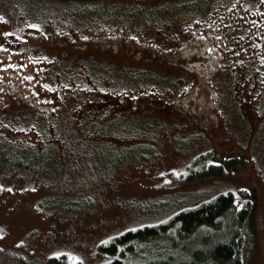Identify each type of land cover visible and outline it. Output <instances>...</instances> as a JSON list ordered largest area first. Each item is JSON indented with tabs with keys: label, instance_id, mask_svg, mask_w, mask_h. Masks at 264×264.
<instances>
[{
	"label": "rangeland",
	"instance_id": "374dc122",
	"mask_svg": "<svg viewBox=\"0 0 264 264\" xmlns=\"http://www.w3.org/2000/svg\"><path fill=\"white\" fill-rule=\"evenodd\" d=\"M186 1L175 27L164 28L182 11L174 1L155 9L160 17L151 24L164 28L156 37L130 31L127 25L142 20L141 10L113 0L103 6L105 13L89 14L79 12L83 5L55 0H0L4 140L38 148L54 144L60 156L68 131L61 124L79 130L81 118L129 126L137 114L150 130H103L102 137L79 132L84 145L69 149H81L86 158L98 140L114 149L146 147L127 150L134 159L112 168L95 156L87 165L91 170L79 167L71 181L63 165L49 175L52 159L42 167L0 144V264H106L114 255H100L101 243L227 191L241 202L252 199L253 238L246 264H264V0ZM92 63L141 66L177 82L127 81L131 76L116 81L107 70L102 83L79 78L77 71L90 70ZM65 73L72 74L70 80ZM78 89L83 96L76 97ZM20 113L29 123L14 121ZM191 134L196 138L187 145L184 135ZM210 149L224 157L244 155L249 163L223 177L179 183L194 156ZM12 165L21 166L9 171ZM78 182L80 191H72ZM81 188L92 199L81 196Z\"/></svg>",
	"mask_w": 264,
	"mask_h": 264
},
{
	"label": "trees",
	"instance_id": "16d2710c",
	"mask_svg": "<svg viewBox=\"0 0 264 264\" xmlns=\"http://www.w3.org/2000/svg\"><path fill=\"white\" fill-rule=\"evenodd\" d=\"M40 1L43 2L44 0ZM55 1L67 3V6L74 4L83 5L79 10V12L83 14L94 12L105 13V7L103 6L109 5L106 4V2L112 4V0ZM113 1H116L115 5L118 6L141 10L142 20L136 24L127 25L128 29L130 28V31L135 33L140 31L144 34H150L156 37H159V31L162 29L168 26H176V17L179 12L174 13L170 22L165 24L164 28H162L158 25L151 24L155 19L160 17L157 16L155 9L158 7L163 9V5H168L169 1H174L176 9L182 10L183 3L187 2L186 0H165L166 3L160 5V0L150 3H121L123 1ZM199 2H203V0H199ZM15 3L29 5L21 2ZM8 8L11 9V7ZM123 11L129 16H135L128 9ZM29 15L30 16L28 17H33V15ZM109 15H112V9ZM113 17L118 18L115 14ZM112 22L115 23L116 21ZM88 67L90 70L84 72L81 70L77 71L78 77L82 80L87 78L97 79V81H99L98 83H102L101 81L104 79L101 78L103 77L102 75L109 71L112 72V76L115 77L116 81H121L122 78L131 76V80L127 81L141 83L162 79L161 81L169 80L170 83L177 82L175 79H173V81L162 75L160 76L158 73H155V71L141 66L123 65L121 68H118L113 64L111 66H106L103 63H92L89 64ZM65 75V79L67 81L70 80L72 74L65 73ZM118 77H120V79H118ZM25 115L21 113L19 115L15 114L13 119L14 121L29 120L27 119V116L24 118ZM4 118H6V116H4ZM144 120L145 118L134 114L128 121L129 126H126V123L120 126L117 122L112 124V122L109 121L106 123L95 121L84 125L85 128L82 129L83 132H96V135H100V137L106 134L103 130H107L109 133L126 132L127 134L132 132H150V130L147 129V124H143ZM90 125H96L95 127H89L96 129L94 131L88 130V126ZM70 132H76V130L67 131V144L69 147H76L79 144L80 147L83 146V140L78 139L77 136L74 137ZM186 136H188L185 140L187 141V145L196 138L193 134L184 135V138ZM93 143L89 158H86L87 155L81 149L80 151L73 152L69 147L59 156L57 155L59 154V150L54 144L43 146L42 148L33 145L21 146L17 143L11 142L9 139L4 140L3 136L0 135V144L3 145V148L7 153L12 154L16 153V151L20 152L26 157V159L30 160L32 163L36 162L37 165L42 167L44 161H50V159H52L54 163L47 170L49 175L55 176L61 169V165H63L65 169H68L69 173H71L70 181L72 178L76 177L79 167L91 170L87 165L94 161L95 156L100 155L107 164V167H113L116 165L121 166L129 162L131 159H134V157H129L127 150L146 147L137 145L114 149L106 141L98 140ZM248 163L249 159L244 157V155L224 157L220 153H216L213 149L205 150L197 153L191 163L187 166L185 172L178 176L179 183L188 185L214 177H223L237 169L245 167ZM20 166L21 165H12L11 167L9 166L10 168L8 167V170L11 171ZM93 167L95 170H99L100 168L105 170L104 167ZM70 187H72V191H80L79 187H81V183L78 182ZM81 189L84 191L81 193V196H86V199H92V194L88 193L83 188ZM252 215L253 206L251 198L246 197V199L241 202L236 198L233 191L221 192L208 200L201 201L196 205L176 211L165 221L130 228L113 236L107 242H103L99 245V254L114 255V257L106 264H246L250 249L249 247L253 238Z\"/></svg>",
	"mask_w": 264,
	"mask_h": 264
},
{
	"label": "flooded vegetation",
	"instance_id": "af4514ba",
	"mask_svg": "<svg viewBox=\"0 0 264 264\" xmlns=\"http://www.w3.org/2000/svg\"><path fill=\"white\" fill-rule=\"evenodd\" d=\"M141 3H144V2H141ZM146 3H149V2H146ZM164 3H166V1L165 0H160V2H159V4L160 5H162V4H164ZM183 12V10L182 11H180L179 13H182ZM223 21H224V18L222 19ZM75 94H77L76 95V97L79 95V94H81V96H83V92L80 90V89H78L77 90V92H74ZM72 96V95H71ZM123 99H124V96H120L119 97V101L120 102H122L123 101ZM54 103H56V105H57V100H54ZM133 106H135L134 105V103L132 104ZM89 109V108H88ZM17 122V121H16ZM21 124H26V122H27V120L26 121H19ZM28 123H29V120H28ZM78 123V122H77ZM86 124H90V122L87 120V119H83V118H81L80 120H79V126H80V129L79 130H76V135L74 136V137H76L77 136V138L78 139H80V140H84V138L80 135V133L79 132H83V126L84 125H86ZM61 126L64 128V130H70L69 128H68V124H61ZM66 126V127H65ZM71 131V130H70ZM71 133V132H70ZM67 142H68V139H67V137H66V143H65V148H68L69 147V145L67 144ZM28 145H33V146H35L34 144H31V143H29ZM22 146H26V145H22ZM40 148H42V147H40ZM58 148V147H57ZM61 153H62V151H61Z\"/></svg>",
	"mask_w": 264,
	"mask_h": 264
},
{
	"label": "snow or ice",
	"instance_id": "6c2138e0",
	"mask_svg": "<svg viewBox=\"0 0 264 264\" xmlns=\"http://www.w3.org/2000/svg\"><path fill=\"white\" fill-rule=\"evenodd\" d=\"M3 19H5V18L2 15H0V20H3ZM31 27L39 28L40 26L38 24H33V25H31ZM21 39H24V37H21ZM3 47H4V45L0 44V48H3ZM0 67H6V65L0 64ZM29 79H31V77H29ZM44 86L48 87V85H44ZM173 171L175 172V170H173ZM175 174L179 175L180 173L177 172ZM0 187H2V186H0ZM139 226H142V225H139Z\"/></svg>",
	"mask_w": 264,
	"mask_h": 264
}]
</instances>
